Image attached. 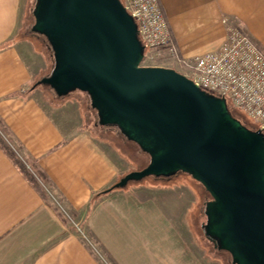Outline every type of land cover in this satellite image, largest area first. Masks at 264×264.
Wrapping results in <instances>:
<instances>
[{"label":"crops","instance_id":"1","mask_svg":"<svg viewBox=\"0 0 264 264\" xmlns=\"http://www.w3.org/2000/svg\"><path fill=\"white\" fill-rule=\"evenodd\" d=\"M158 1L179 59L218 51L227 24L264 52V0ZM21 4L0 0V47L8 44L0 50V118L82 229L65 223L0 146V264H208L194 247L181 200L161 187L132 185L91 205L94 194L129 172L130 160L84 123L79 100L55 105L42 87L31 89L51 70L33 42L16 40ZM156 53L151 66L187 69L167 49Z\"/></svg>","mask_w":264,"mask_h":264},{"label":"water","instance_id":"2","mask_svg":"<svg viewBox=\"0 0 264 264\" xmlns=\"http://www.w3.org/2000/svg\"><path fill=\"white\" fill-rule=\"evenodd\" d=\"M32 30L51 45L53 72L38 85L89 94L100 126H117L150 163L125 189L184 172L210 194L207 237L232 264H264V133L243 126L227 102L166 67L143 66L145 47L122 0H37Z\"/></svg>","mask_w":264,"mask_h":264},{"label":"built area","instance_id":"3","mask_svg":"<svg viewBox=\"0 0 264 264\" xmlns=\"http://www.w3.org/2000/svg\"><path fill=\"white\" fill-rule=\"evenodd\" d=\"M122 2L135 20L147 52L166 48L179 59L159 1ZM227 27L228 39L218 51L194 60L190 79L207 93L225 99L231 108L248 117L264 133V52L242 30L230 24ZM179 61L187 63L183 59Z\"/></svg>","mask_w":264,"mask_h":264},{"label":"rangeland","instance_id":"4","mask_svg":"<svg viewBox=\"0 0 264 264\" xmlns=\"http://www.w3.org/2000/svg\"><path fill=\"white\" fill-rule=\"evenodd\" d=\"M36 3H37V0H22V4L20 8V19H21L20 31L25 28V25L27 23L29 27L33 25L34 19L32 16V10L34 9ZM18 35L16 36V39ZM161 49H166V48H160V49H156L150 52H146L145 59L142 62V65L151 66L153 64H158L157 60L159 56L157 55L156 51L161 50ZM37 50L46 57L48 64H49V70H51L52 62L49 58V55L45 51H40L38 48ZM182 65L187 68L186 70L181 69L183 75L187 76L190 79L193 74L192 67L194 66V61L187 62L186 64L182 63ZM44 92L46 94V97H48L49 91L44 89ZM79 96H80L79 93H75V94H72L70 99L79 100ZM50 103L55 104L52 101ZM56 104H59V103H56ZM229 107L231 111L238 112L237 110H234L233 108H231L230 105ZM92 114L94 115L95 112L92 111V113L88 115V118H86V116L84 115V123L87 125V119H89L88 127L93 129V123L95 119L93 118ZM0 136L6 142V144L14 151L16 157L29 170H31V167L28 165L29 161L31 160L25 154L24 150L20 147V145L15 142L11 133L5 126H1ZM129 166H130L129 172L138 170V165L134 163L133 161L132 162L130 161ZM174 177L175 178L170 179L168 181L167 180L155 181L154 179H150L147 182H144L143 184H150V185L158 186L159 188L161 187L164 194H167L168 197L181 200L182 205H183L182 207L183 212L181 215L184 216L185 222H187L186 225L189 227L188 230H189L190 236L193 239L194 247L196 251L203 257V259L208 264H232V258L230 257V254L223 255L222 253L217 251L214 243L207 238L205 231L202 228V225L207 220L205 216V209H206V203L211 200L210 194L209 193L207 194L202 184L191 179L190 177H186L185 175L183 176L178 175ZM39 183L41 185L42 190L46 194L49 195V198L51 199L58 214H60V216L67 222L69 227L75 228V224L77 220H76V216L74 212L65 204L64 200L57 193L54 192L52 185L48 181H45L43 178H41L39 179ZM132 185H138V184H131L129 186L131 187ZM79 229H82V226L79 227ZM76 232H79V231L77 230Z\"/></svg>","mask_w":264,"mask_h":264},{"label":"trees","instance_id":"5","mask_svg":"<svg viewBox=\"0 0 264 264\" xmlns=\"http://www.w3.org/2000/svg\"><path fill=\"white\" fill-rule=\"evenodd\" d=\"M37 4V3H36ZM36 7V5H35ZM34 9L32 10V16L34 19V23H35V18H34ZM33 23V25H34ZM33 25H31V27L28 26V23L25 25V28L23 30L20 31L18 37L16 40L18 41H23V40H29L35 43L36 48H38L40 51H45L48 55L49 58L52 62V69H51V73L53 72V70L55 69L56 66V62H55V58H54V52L53 49L51 47V45L49 44V42L47 41V39L38 34L35 33L32 28ZM8 47V44L1 46L0 50H3L5 48ZM50 73V74H51ZM42 87L43 89H46L49 91V96L48 99L52 102L59 103L60 105L63 104L66 100L70 99V97L72 96V94L75 93H79V101L82 104V109L84 112V115L86 116V118H88V115L90 113H92V111L95 112V114L97 115L96 111L92 108L91 106V99L88 93L86 92H82L79 90H75L70 92L69 94L65 95V96H59L50 86H46V85H38L37 82L31 87V89H36ZM17 95V94H16ZM229 103H227L228 105ZM230 105V104H229ZM228 105L229 110L231 111L230 107ZM231 113L233 114V116L239 120L241 122V124L245 127H247L248 129L255 131L258 130V127L248 118L246 117L244 114H242L241 112H233L231 111ZM89 119H87V124H89L88 122ZM99 119L98 117L95 119L94 123H93V129L95 130V132L97 133L98 137L106 142L111 143L112 145H114L116 147V149L121 152V154L123 156H125L126 158H128L131 162L133 161L134 163H136L138 165V170H142L144 169L149 163H150V156L143 152L141 150V148L134 142L130 141L122 132L121 130L114 125H110V126H100L99 124ZM1 126H4L3 121L0 118V128ZM0 146L2 147V149L6 152V154L8 155V157L12 160V162L15 164V166L19 169V171L26 177V179L44 196L46 197V193L42 190L41 185L39 183V179L43 178L45 181H47V176L41 172L39 170V168L37 167L35 162H31L29 163V166L31 167V170H29L15 155L14 151L6 144V142L1 138L0 136ZM183 176L185 175L186 177H190L191 179L192 176L184 173V172H179L177 174L168 176V177H148L146 179H144L143 181L140 182H132L131 184H143L144 182H147L150 179H154L155 181H159V180H170L175 178L174 176ZM194 180V179H193ZM130 186H127L125 189H121V190H127ZM118 190L116 189L114 186L110 187L107 190H104L102 192H99L97 194H94L92 200H91V205H95L99 202V200L105 196L108 195L109 193ZM206 190V189H205ZM207 192V191H206ZM208 194V192H207ZM65 221V220H64ZM66 223V221H65ZM75 231H79L78 228H73ZM217 249V251H219L220 253H222L223 255H229L228 252L223 251L219 246L215 247ZM231 257V255H230ZM232 258V257H231Z\"/></svg>","mask_w":264,"mask_h":264},{"label":"flooded vegetation","instance_id":"6","mask_svg":"<svg viewBox=\"0 0 264 264\" xmlns=\"http://www.w3.org/2000/svg\"><path fill=\"white\" fill-rule=\"evenodd\" d=\"M207 238L214 243L215 247H217V242L215 240H213V239H211L209 237H207Z\"/></svg>","mask_w":264,"mask_h":264},{"label":"bare ground","instance_id":"7","mask_svg":"<svg viewBox=\"0 0 264 264\" xmlns=\"http://www.w3.org/2000/svg\"><path fill=\"white\" fill-rule=\"evenodd\" d=\"M140 39V38H139ZM141 41V40H140ZM142 43V42H141ZM143 45V44H142ZM144 46V45H143ZM145 47V46H144ZM147 52V50L145 49V51H144V54Z\"/></svg>","mask_w":264,"mask_h":264}]
</instances>
